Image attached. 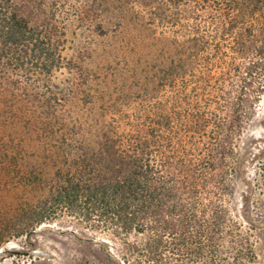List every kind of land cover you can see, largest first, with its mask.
Segmentation results:
<instances>
[{
  "label": "trees",
  "instance_id": "16d2710c",
  "mask_svg": "<svg viewBox=\"0 0 264 264\" xmlns=\"http://www.w3.org/2000/svg\"><path fill=\"white\" fill-rule=\"evenodd\" d=\"M263 96L264 0H0V242L66 217L120 264H254Z\"/></svg>",
  "mask_w": 264,
  "mask_h": 264
},
{
  "label": "rangeland",
  "instance_id": "374dc122",
  "mask_svg": "<svg viewBox=\"0 0 264 264\" xmlns=\"http://www.w3.org/2000/svg\"><path fill=\"white\" fill-rule=\"evenodd\" d=\"M75 29L74 25L67 29L68 54L79 47L74 45V42L77 43V40L81 38L75 35ZM121 84L112 83V89L114 90L116 86H122ZM134 91H137L134 86L130 88V85H126L123 87L122 96L119 95L117 98L118 96L113 94L111 100L106 98L104 101L124 102L130 98ZM97 100L101 101V98ZM249 129L257 138L264 137V96L256 107ZM34 230L36 231L31 234L22 232L4 238L0 242V247L17 244L20 248L17 253L0 255V264H120V261L115 257V255L120 254V251L109 235L87 229L81 224L68 222L66 217L56 220L54 223L43 224ZM71 230H75L80 236L90 237L93 240L82 241L75 237ZM253 240L257 257L254 264H264V233L254 231ZM175 263L181 264L180 261H175ZM196 264H203V260Z\"/></svg>",
  "mask_w": 264,
  "mask_h": 264
},
{
  "label": "water",
  "instance_id": "95a60500",
  "mask_svg": "<svg viewBox=\"0 0 264 264\" xmlns=\"http://www.w3.org/2000/svg\"><path fill=\"white\" fill-rule=\"evenodd\" d=\"M35 231L36 230L30 231L29 234H31ZM61 232H64V231H61ZM71 233H73V235H75V237H77L78 239H80L82 241H88L89 242V241L93 240L90 237H83V236L78 235V233L75 230H71ZM19 248H20V246L17 244L7 245L6 247H0V255L17 253Z\"/></svg>",
  "mask_w": 264,
  "mask_h": 264
}]
</instances>
